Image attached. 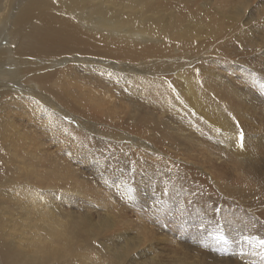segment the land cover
<instances>
[{
    "label": "bare ground",
    "instance_id": "6f19581e",
    "mask_svg": "<svg viewBox=\"0 0 264 264\" xmlns=\"http://www.w3.org/2000/svg\"><path fill=\"white\" fill-rule=\"evenodd\" d=\"M252 3L0 0V264H241L227 259L240 232L251 264L264 262L248 204L264 192V148L246 128L252 115L264 124L246 85L262 72L235 62L264 57ZM206 141L258 158L231 161L224 186ZM201 175L237 199L218 219ZM113 189L128 191L125 208L107 203ZM71 204L103 214L62 211ZM166 212L190 216L173 235L194 237L192 253L160 236Z\"/></svg>",
    "mask_w": 264,
    "mask_h": 264
},
{
    "label": "rangeland",
    "instance_id": "374dc122",
    "mask_svg": "<svg viewBox=\"0 0 264 264\" xmlns=\"http://www.w3.org/2000/svg\"><path fill=\"white\" fill-rule=\"evenodd\" d=\"M253 7V8H252ZM252 8V10L254 12H251L249 13V17H252L255 19L254 22H251L254 26V23L258 24V22H262L264 21V0H253V3L250 5L249 7V10ZM261 19V21L259 20ZM259 29V28H258ZM256 36L259 38L261 36H264V27L260 28L258 31H257V34ZM263 48V49H262ZM261 51H259V55L262 56V54L264 53L263 50H264V47L261 46V49H259ZM264 56V54H263ZM251 56L249 58H246L247 60L243 59V57H237V61L235 62H238L239 60H243L242 62L244 63H240V64H248L252 62V66H254V70H258L262 73H255V75L253 76L251 73H253L252 71H250V74L253 76L252 78L248 79L250 81H252L251 83H247L246 82V85L247 86H250V85H254V87L252 88L253 89V93H251V96H252V99L251 101L249 100V103H250V106H254V107H259L258 109V112L261 111V115L260 117L262 118V115H264V90L262 88V86H264V63H262L261 61L264 62V57H261L259 59L257 58H254L253 60L250 59ZM260 63V64H259ZM263 64V65H262ZM261 65V67H260ZM257 68V69H256ZM222 70V69H221ZM224 74L227 75V77H230L228 72H224ZM236 77V76H235ZM251 77V76H250ZM238 79V78H237ZM252 87V86H250ZM258 88V90H257ZM261 89V91H259ZM263 90V91H262ZM260 92H261V95H260ZM263 92V93H262ZM256 93H259L258 95H255ZM260 95V96H259ZM263 95V97H262ZM262 107V108H261ZM255 117V118H253ZM258 115L254 116L252 115L251 118L249 119L248 121V126L246 127L251 136L249 137V139L251 140H256L258 139L259 140V143L261 144V147L264 148V124L263 126H261V123L258 122ZM259 123V124H258ZM197 140H200V141H204V140H207L206 138L204 137H199ZM263 141V142H262ZM238 142V141H236ZM246 142V138H245V141H244V144ZM207 148L209 149H212L214 150L215 152L214 153H217L215 156L217 158H222L221 160H219L218 162L214 163V166L216 168V171L217 173L215 172V176L217 177H222V179L224 180H220V182L222 181L223 184H225L224 186H227V182L229 183V185H234L235 182H236V179L235 177L233 176V173H232V167H233V163L231 161H235V160H239L240 162L244 161V159L246 158H250V161H251V157L254 159L255 157L258 158L257 155L254 154L253 152V149H251L250 147L249 148H245V152H237L235 149H237L236 145L232 142H227V153L224 151L225 149L223 150H220V148L218 147V145H215L213 143H210V141H206V143L204 144ZM235 148V149H234ZM259 151H262V149H258V148H255ZM264 151V150H263ZM219 152V153H218ZM224 162H227V170H224L222 165ZM263 165V171L260 173L259 172V177L262 178L264 180V160L262 161L261 163ZM78 166H82L83 164L79 163L77 164ZM76 164H74L75 167H77ZM85 168L86 166L83 165ZM88 169V168H87ZM83 171V172H87L85 171V169H80V171ZM202 177H200V179H198V181L201 183V185L205 186V184H207V188L206 186L204 187L205 189V192L207 194V201L210 203V206L208 208V210H211L210 212L212 213L210 216H213L215 219H218L221 214V207L222 206H227V210H231L232 207H235L237 205L236 201L237 199H233V198H230V196H227L225 194V192H223V188L224 187H217L216 185L213 186V183L212 181L208 180V178L206 177L207 175H201ZM224 176V177H223ZM206 177V178H205ZM190 178V177H188ZM205 178V179H204ZM252 179V177H251ZM259 178H257L256 180H258ZM255 180V181H256ZM203 181V182H202ZM207 181H210V182H207ZM226 181V182H225ZM198 182V183H199ZM199 183V184H200ZM203 183V184H202ZM210 183L212 184V186H210ZM209 185V186H208ZM235 186V185H234ZM143 187L144 189H142L143 191H145L146 187H147V182L143 183ZM225 189V188H224ZM261 189V188H260ZM263 189H264V186H263ZM209 190V192H208ZM114 193L111 194V201L110 202H107L109 203L110 205H115L119 208H125L127 204H125V193L128 192V191H124L123 189H113L112 190ZM211 191V192H210ZM220 191V192H219ZM108 193L110 191H107ZM147 192V191H146ZM111 193V192H110ZM219 193H223V195L219 194ZM263 195V196H262ZM219 196V197H218ZM223 196V197H222ZM257 196V197H256ZM260 196V197H258ZM204 197V196H202ZM205 197V198H206ZM221 197V198H220ZM225 197V198H224ZM254 198V199H253ZM258 198V199H256ZM263 198V199H261ZM148 199V198H147ZM231 200V201H230ZM260 202H259V201ZM218 201V202H217ZM248 204H252V209H253V212H252V216L253 218H255L254 220H256L255 222L259 225V228L261 230V232L264 234V192H260L259 195L256 194L254 195L251 199L248 200ZM259 202V203H258ZM255 203V204H253ZM262 203V204H261ZM147 205V204H146ZM261 205V206H260ZM230 206V207H229ZM62 211H66L68 208L71 209L72 212H74L75 214H80V215H84L86 211H89L90 213H92V217H94V220H97L96 216L98 214H103L102 211H96L94 209H86L84 207H79L78 209L76 208V205L75 204H71V205H66V206H60ZM68 207V208H66ZM217 209V210H216ZM78 210V211H77ZM246 213H249L246 209H243ZM169 213V214H168ZM220 213V214H219ZM106 214V213H105ZM165 217L162 218V216H159L158 218H156L157 222H159L160 224H163L165 226H160L157 224V226L155 227V225H151V224H146L147 227L149 228H154V229H157L159 226V228L162 230L160 233V236H166V237H169L170 235V239L172 238V240L176 243V247L178 249H181L183 250L184 252L186 253H192V250L195 249L194 246H191L190 244L194 242V240L192 241V238L194 237H191V236H183L185 238H182V235H180L181 237L177 236V235H173L175 233V231L173 230V228H175V226H180L181 223H185V224H188V225H191V221H190V216L189 217H184L186 218V220L182 221L180 218H177V215L174 214L173 212H166L165 213ZM173 216H176V217H173ZM180 219V220H179ZM176 220V221H174ZM95 222V221H93ZM165 222V223H164ZM181 222V223H180ZM156 223V222H155ZM171 223V224H170ZM180 224V225H179ZM172 225V226H171ZM261 226V227H260ZM204 227V226H203ZM140 230V229H139ZM179 232V231H177ZM143 233L140 232V234L138 235L139 237L143 236L142 235ZM164 234V235H163ZM167 234V235H166ZM239 234V239H235V244H241V249L236 247L234 250L231 249V248H227V259H233L235 261H237L238 263H241V264H251L252 260H255L252 258V256L256 255L255 254V248L253 247V244L252 243H246L245 244V248H244V240L242 239V236H243V233H236L234 238ZM177 236V237H176ZM227 236H228V232H227ZM190 237V238H189ZM189 238V239H188ZM249 238V237H248ZM180 241V242H179ZM191 242V243H190ZM181 244V245H180ZM186 244V245H185ZM250 244V245H249ZM183 245V246H182ZM185 245V246H184ZM247 245V246H246ZM161 248H156V250L154 251V253L152 255H149V257L151 256H157L156 254H161L164 256V250L166 249H162V248H166L165 245L163 246H159ZM190 247V248H189ZM210 248V245H206V249ZM186 249V250H185ZM236 249H239L240 251L242 252H239V251H236ZM248 250V251H247ZM250 250V251H249ZM230 251V252H229ZM225 253V252H224ZM230 253V254H229ZM254 253V254H253ZM241 254V256L239 255ZM243 254V255H242ZM243 257V258H242ZM240 258V259H239ZM245 259V260H242V259ZM164 259V258H163ZM238 259V260H237ZM165 261V260H164ZM257 262L258 264H264L263 261H260V259H257ZM255 263V262H254ZM253 263V264H254Z\"/></svg>",
    "mask_w": 264,
    "mask_h": 264
},
{
    "label": "snow or ice",
    "instance_id": "6c2138e0",
    "mask_svg": "<svg viewBox=\"0 0 264 264\" xmlns=\"http://www.w3.org/2000/svg\"><path fill=\"white\" fill-rule=\"evenodd\" d=\"M244 141H245V137H244L243 132H241L239 135V143H240L241 148H244V146H245ZM260 243L264 244V240H262Z\"/></svg>",
    "mask_w": 264,
    "mask_h": 264
}]
</instances>
